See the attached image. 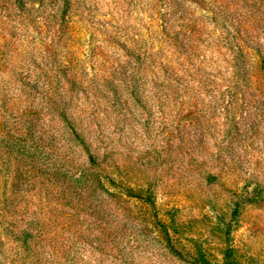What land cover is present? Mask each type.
<instances>
[{"label": "rangeland", "instance_id": "1", "mask_svg": "<svg viewBox=\"0 0 264 264\" xmlns=\"http://www.w3.org/2000/svg\"><path fill=\"white\" fill-rule=\"evenodd\" d=\"M0 264H264V0H0Z\"/></svg>", "mask_w": 264, "mask_h": 264}]
</instances>
